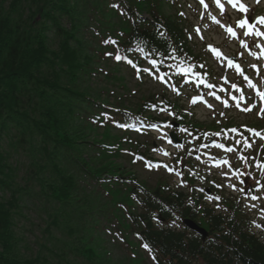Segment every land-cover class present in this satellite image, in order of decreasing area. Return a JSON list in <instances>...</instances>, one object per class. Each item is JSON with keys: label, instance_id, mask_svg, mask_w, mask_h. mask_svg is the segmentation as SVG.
<instances>
[{"label": "trees", "instance_id": "16d2710c", "mask_svg": "<svg viewBox=\"0 0 264 264\" xmlns=\"http://www.w3.org/2000/svg\"><path fill=\"white\" fill-rule=\"evenodd\" d=\"M53 1L0 0V120L7 114L9 122H29L34 114L42 117L44 134L52 129L60 137L63 128L71 129L78 125L74 124L76 119L82 120L85 112L95 110V101L89 100V89L78 86L91 62L85 47L80 50L78 44L69 43L71 39L77 42L78 24L69 32L61 28L52 11L56 8ZM38 15L45 22L37 23ZM144 28V24L138 25L133 35L149 37ZM51 29L63 38L56 51L47 34ZM80 125L84 131H92L90 122ZM3 161L0 154V174ZM11 221V208L0 198V264H32L13 253L17 244ZM250 258V264H264V255Z\"/></svg>", "mask_w": 264, "mask_h": 264}, {"label": "rangeland", "instance_id": "374dc122", "mask_svg": "<svg viewBox=\"0 0 264 264\" xmlns=\"http://www.w3.org/2000/svg\"><path fill=\"white\" fill-rule=\"evenodd\" d=\"M212 34H214L216 39H218V40H222L225 37L222 31H220V32L212 31ZM127 74H128L127 71L123 73V75H125V76H127ZM101 79H104L103 76H101ZM127 84L131 88V90L137 91L136 97H139L141 94L148 92V90L150 89V85H151L150 82H146L143 84V86H141V89L139 91L138 87H137L138 79L135 76H130V75L127 76ZM102 85H108V83L105 80H103ZM109 87L113 90L116 89V87H114V86L109 85ZM196 113H197V116H202L204 119L206 117H208L210 114L208 111H206L202 108H199V110ZM242 118H243V116H242ZM2 145L5 148V145H6L5 140L2 142ZM23 158H24L23 155L19 156V154H16L13 152V159H21L22 160ZM12 162H14V160H12ZM23 174L24 173L22 171H20L18 181H20L22 179ZM30 208L35 210L33 203L31 201H28V208H27V210H25V215H26L27 219L23 218L20 221L21 232H23L26 236L31 235V233L29 232V229H31V230L33 229L37 233L38 231L36 228H38V226L40 225V219L38 218L39 213L36 214L35 211L29 210ZM43 217L45 218V216H43Z\"/></svg>", "mask_w": 264, "mask_h": 264}, {"label": "snow or ice", "instance_id": "6c2138e0", "mask_svg": "<svg viewBox=\"0 0 264 264\" xmlns=\"http://www.w3.org/2000/svg\"><path fill=\"white\" fill-rule=\"evenodd\" d=\"M204 0H201V3H203ZM215 3L217 4L218 7L221 8V10H223V5L221 4L220 0H215ZM228 3L232 4L233 7H237V4H238V0H228ZM116 7H118V5H114ZM239 10L243 13H247L248 12V8L243 5V4H239ZM216 23H220L219 21H215ZM256 23H259V24H262L264 25V17H259L258 19H256ZM238 26L240 28H246L247 29V32L246 34H252L253 32L255 33V35L257 36H264V32H261L259 31L258 29L255 28V25L248 19V18H244V19H241L239 22H238ZM226 31L233 37V38H236L237 34L235 32V30L232 28V27H227L226 28ZM197 32H199V29H197ZM242 43V46L243 47H247L246 44H244L243 42ZM209 50L212 52L213 55H215L217 58H220L222 56V53L218 50V49H215L211 46H209ZM111 55V54H110ZM253 55H255V53H253ZM116 59L117 60H120L121 57L120 56H116ZM129 63L131 64L132 62L129 61ZM153 65H155V61L152 62ZM229 66H234L237 68L238 71H241L239 69V65L238 64H233V62L231 60H229ZM133 67H135V65L133 64ZM144 71H148V69H144ZM160 79H163L162 77H159ZM261 95H264V94H261ZM193 102H195V100H193ZM225 104H227V102L225 101ZM210 106V105H209ZM245 111H250L251 109H244ZM256 135H260V133H256ZM242 191V190H241ZM218 199V198H217ZM253 199H256V197H253ZM145 247H147V245H145Z\"/></svg>", "mask_w": 264, "mask_h": 264}]
</instances>
